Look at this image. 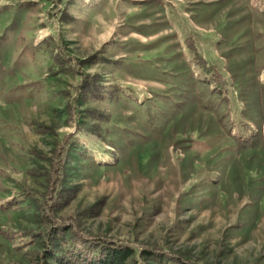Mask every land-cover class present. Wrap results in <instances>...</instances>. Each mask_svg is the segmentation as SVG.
Listing matches in <instances>:
<instances>
[{"label": "rangeland", "instance_id": "1", "mask_svg": "<svg viewBox=\"0 0 264 264\" xmlns=\"http://www.w3.org/2000/svg\"><path fill=\"white\" fill-rule=\"evenodd\" d=\"M45 206L137 253L264 264V0H0V264H35Z\"/></svg>", "mask_w": 264, "mask_h": 264}, {"label": "trees", "instance_id": "2", "mask_svg": "<svg viewBox=\"0 0 264 264\" xmlns=\"http://www.w3.org/2000/svg\"><path fill=\"white\" fill-rule=\"evenodd\" d=\"M191 48L196 53L192 43ZM195 59H197L198 64H201L210 75V82L214 88L220 93H223L224 82L222 74L214 66L209 65L205 59L199 56H196ZM71 145L57 151L58 158L53 163L52 187L49 196L52 202V208L60 204L57 192L63 187L64 164L66 157L71 154V151L73 152ZM48 207L45 206L42 208L41 218L44 226L42 233L44 235V249L41 253L37 254L35 264H139L140 260L147 262L154 260L162 264L168 261L171 264H192L187 259L167 255L153 248L149 250L143 249L137 253L135 248L127 244H120L94 236L85 237L73 226L57 223V226L54 227L53 210L52 214L47 213L49 212L47 211ZM61 245H64L65 248H61Z\"/></svg>", "mask_w": 264, "mask_h": 264}]
</instances>
